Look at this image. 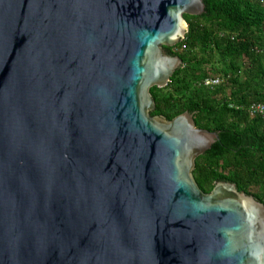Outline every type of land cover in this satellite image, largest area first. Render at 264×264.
Masks as SVG:
<instances>
[{"label":"water","instance_id":"water-1","mask_svg":"<svg viewBox=\"0 0 264 264\" xmlns=\"http://www.w3.org/2000/svg\"><path fill=\"white\" fill-rule=\"evenodd\" d=\"M204 0H0V264H264V203L206 193L219 133L152 115Z\"/></svg>","mask_w":264,"mask_h":264},{"label":"trees","instance_id":"trees-1","mask_svg":"<svg viewBox=\"0 0 264 264\" xmlns=\"http://www.w3.org/2000/svg\"><path fill=\"white\" fill-rule=\"evenodd\" d=\"M204 2L203 14L185 15V37L166 47L183 64L152 88L151 114L171 120L189 111L198 127L219 133L193 172L204 192L225 180L264 203V118L250 111L264 104V0ZM212 78L221 82L207 86Z\"/></svg>","mask_w":264,"mask_h":264},{"label":"built area","instance_id":"built-area-1","mask_svg":"<svg viewBox=\"0 0 264 264\" xmlns=\"http://www.w3.org/2000/svg\"><path fill=\"white\" fill-rule=\"evenodd\" d=\"M221 82L220 78L207 79L205 84L207 86H214ZM251 114H258L264 118V104L263 103H253L250 107Z\"/></svg>","mask_w":264,"mask_h":264},{"label":"rangeland","instance_id":"rangeland-1","mask_svg":"<svg viewBox=\"0 0 264 264\" xmlns=\"http://www.w3.org/2000/svg\"><path fill=\"white\" fill-rule=\"evenodd\" d=\"M255 192H257V191H255Z\"/></svg>","mask_w":264,"mask_h":264}]
</instances>
